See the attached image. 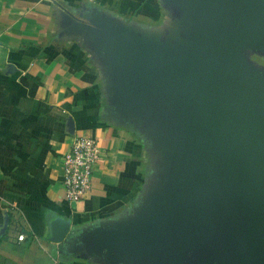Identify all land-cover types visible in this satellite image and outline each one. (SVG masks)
Returning <instances> with one entry per match:
<instances>
[{
    "label": "crops",
    "instance_id": "0c3cea01",
    "mask_svg": "<svg viewBox=\"0 0 264 264\" xmlns=\"http://www.w3.org/2000/svg\"><path fill=\"white\" fill-rule=\"evenodd\" d=\"M104 21L166 42L185 31L165 0H0V264H136L108 252L106 237L138 221L167 155L118 102ZM79 133L96 137L100 155L88 191L69 204L60 159ZM55 217L68 220L60 240Z\"/></svg>",
    "mask_w": 264,
    "mask_h": 264
},
{
    "label": "water",
    "instance_id": "95a60500",
    "mask_svg": "<svg viewBox=\"0 0 264 264\" xmlns=\"http://www.w3.org/2000/svg\"><path fill=\"white\" fill-rule=\"evenodd\" d=\"M165 1L185 25L174 42L97 29L119 104L167 155L160 188L106 250L136 264H264V75L243 55L264 52V0ZM50 225L60 240L68 220Z\"/></svg>",
    "mask_w": 264,
    "mask_h": 264
},
{
    "label": "built area",
    "instance_id": "2783aa9c",
    "mask_svg": "<svg viewBox=\"0 0 264 264\" xmlns=\"http://www.w3.org/2000/svg\"><path fill=\"white\" fill-rule=\"evenodd\" d=\"M99 155L100 147L95 136L79 133L71 138L60 159L62 194L69 204L75 203L88 191L93 168ZM23 237V233H18L17 239ZM46 264H54V262Z\"/></svg>",
    "mask_w": 264,
    "mask_h": 264
},
{
    "label": "rangeland",
    "instance_id": "374dc122",
    "mask_svg": "<svg viewBox=\"0 0 264 264\" xmlns=\"http://www.w3.org/2000/svg\"><path fill=\"white\" fill-rule=\"evenodd\" d=\"M244 57L251 65L257 68L264 75V52L256 49L245 48L243 50Z\"/></svg>",
    "mask_w": 264,
    "mask_h": 264
}]
</instances>
